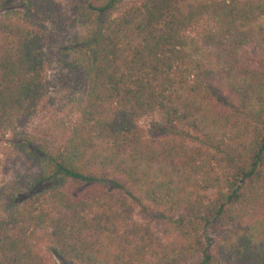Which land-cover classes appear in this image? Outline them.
<instances>
[{
    "label": "trees",
    "instance_id": "obj_1",
    "mask_svg": "<svg viewBox=\"0 0 264 264\" xmlns=\"http://www.w3.org/2000/svg\"><path fill=\"white\" fill-rule=\"evenodd\" d=\"M84 1L96 24L84 104L60 146L32 152L47 185L0 217V264H47L39 240L72 264H184L195 255L194 264H264V70L239 55L264 47V0H132L117 11L122 0ZM20 3L21 16L0 17V135L45 96L33 22L55 4ZM203 18L212 26L197 45L185 32ZM211 86L224 88L222 103ZM152 112L173 135L143 137L137 122ZM198 177L211 194L194 193ZM134 206L169 220L176 240L161 243L133 223Z\"/></svg>",
    "mask_w": 264,
    "mask_h": 264
},
{
    "label": "rangeland",
    "instance_id": "obj_2",
    "mask_svg": "<svg viewBox=\"0 0 264 264\" xmlns=\"http://www.w3.org/2000/svg\"><path fill=\"white\" fill-rule=\"evenodd\" d=\"M55 9L45 20L33 22V27L41 37L44 58L45 96L32 116L20 127L0 135V217L28 195L47 185L39 179L38 167L33 157L36 148H55L63 143L71 127L77 122L79 111L84 104L86 86L85 70L89 55V37L96 24L84 15V0H52ZM132 0H122L119 7ZM113 11L112 14H115ZM21 16L20 0L0 1V17ZM212 26L211 20L201 19L185 32L187 38L200 45L205 31ZM241 60L252 69L264 70V47L244 46L239 50ZM211 94L218 103L226 98L222 86H211ZM145 139H158L173 135V129L165 125L156 112L139 118L137 122ZM193 146L196 143L186 141ZM212 188L204 190L200 178H196L194 193L209 195ZM131 221L145 225L161 243L176 240L177 232L169 220L159 219L156 213L134 206ZM204 244L209 250L216 240V233L209 231L204 236ZM37 250L47 264H72L58 259L41 240ZM198 255L184 264H194Z\"/></svg>",
    "mask_w": 264,
    "mask_h": 264
}]
</instances>
